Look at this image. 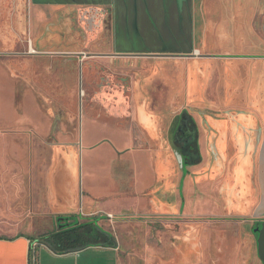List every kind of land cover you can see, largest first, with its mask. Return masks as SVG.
Wrapping results in <instances>:
<instances>
[{"label":"crops","instance_id":"crops-1","mask_svg":"<svg viewBox=\"0 0 264 264\" xmlns=\"http://www.w3.org/2000/svg\"><path fill=\"white\" fill-rule=\"evenodd\" d=\"M88 10L105 14L98 16L99 33L83 40L76 12ZM22 41L34 56L62 59L81 49L88 74L93 63L136 71L124 95L112 91L102 110L82 116L83 130L90 128L87 149L94 143L111 149L103 171L85 172L82 159L85 213L128 221L122 241L65 255L42 244L37 264H162L146 259L161 252L162 225H168L164 264H262L254 229L264 221V0H0V83L2 59L15 57ZM50 41L65 46H46ZM85 48L95 58L86 67ZM184 55L191 57H167ZM248 71L258 82L256 101L247 99ZM166 72L180 82L182 110L223 114L198 117L201 161L184 169L164 147L163 112L148 92ZM195 97L205 101L194 103ZM100 120L110 134L95 141L91 129L102 128ZM95 174L110 182L111 193L87 184ZM31 243L24 234H0V264H30Z\"/></svg>","mask_w":264,"mask_h":264},{"label":"rangeland","instance_id":"rangeland-1","mask_svg":"<svg viewBox=\"0 0 264 264\" xmlns=\"http://www.w3.org/2000/svg\"><path fill=\"white\" fill-rule=\"evenodd\" d=\"M60 42H46V46L64 47L65 44ZM27 47L28 42L22 41L16 51L17 55L9 60L2 59L1 64L0 234L27 235L39 247L43 238L56 230V217L72 213L79 218L80 224L99 218L98 226L112 235L115 243L118 240L121 242V232L127 228L125 226L128 221L116 218L114 223H110V219L103 214L86 216L87 210L82 200L85 194L81 187L83 157L85 172H100L103 171L105 159L111 150L106 143H94L93 150L87 149L89 139L86 142L85 137L90 128L86 126L83 130L82 116L88 110L97 109V106L102 110L112 91H119L124 95L119 84L121 82L114 78L112 82L117 84H112L111 90L101 91L95 86V91L83 96L87 87L84 76V92L79 103V94L76 92L79 78L77 64L70 62L71 65L75 64L74 75L77 78L69 84L67 78L71 68L67 60L28 55ZM122 66L114 69L125 68ZM98 67L99 65L94 64L93 71ZM168 70L167 67L166 71ZM165 74L161 81L157 79L150 82L148 92L152 100L156 101V106H160V111L163 112L161 116L168 117L172 110L184 106L185 102L180 96V82L169 72ZM3 75L8 78L6 82ZM129 75L135 76V73L123 75L127 83ZM199 102L197 100L194 103ZM100 110L98 113L103 115ZM101 121L103 120L98 123L102 128L91 129L95 141L105 140L110 134ZM95 175L93 182L90 180L89 183L87 180V184L94 189L104 190L106 194L111 193L108 191L112 190L110 182L104 175ZM151 218L152 216L150 221ZM129 226L131 228L135 225L129 222ZM153 226H147L148 230L151 231ZM159 231L162 232V239L157 240V243L161 245V252L156 257L149 253L146 258L149 263H153V260L162 264L168 262V225H162V230ZM141 235L138 240L140 248L144 245ZM151 235L148 237V244L153 245L156 236Z\"/></svg>","mask_w":264,"mask_h":264},{"label":"flooded vegetation","instance_id":"flooded-vegetation-1","mask_svg":"<svg viewBox=\"0 0 264 264\" xmlns=\"http://www.w3.org/2000/svg\"><path fill=\"white\" fill-rule=\"evenodd\" d=\"M98 16L94 17L93 13H90L85 17L86 23H84V25H85L84 29L86 31V39H88L89 36L96 35L97 33H99L98 32L99 26L97 24V22L99 21ZM92 20H94V21H92ZM92 22H94V24ZM84 50L86 51V54L88 56L86 59L87 63L85 65V66H87V65H89V63L94 61L95 58L93 57V54L92 55L90 54V51H91L90 48H85ZM68 62H69V66L71 69H70V75L67 79H68V82H70L69 84H71V82L77 77L74 75L75 64L71 65L70 60ZM93 64H97V63H93ZM97 65H99V64H97ZM129 72L135 73L136 71L129 70L127 68H120L118 70H115L112 67H105L103 65H99V67L95 68V70L92 71L91 74H88L87 72L83 73V69H80V72L78 71V73H77L79 78H77L78 79V83H77L78 88L76 91L79 94V103H80L81 93L84 92L83 91L84 76H85V85L87 87L85 90L86 93H83V96L87 95V93H92L93 91H95V88H94L95 86H96L97 90H101V91L111 90L113 88L112 84L116 83V82H114V83L112 82L114 80V78L117 81L121 82L119 84L122 88V91L125 92L127 90V82L125 80V77H123V75L125 76ZM254 73L255 72L253 71V73L251 75V73L248 71V76L247 75L243 76L244 83L251 85V87L249 89V95L250 96H249V98H247L248 102L250 100H253V101L258 100V98L256 99V97L254 96L256 93L255 87L258 84V82L256 81V78L254 76ZM95 79L97 81H95ZM56 81H57V83L59 82V80H56ZM98 81L100 82L99 84L97 83ZM115 86L117 87V85H115ZM99 88H101V89H99ZM195 98L197 99L199 97H195ZM196 99L193 98L192 102H197V100L199 102L201 100L200 98H199L200 100L199 99L196 100ZM204 101H200V102L202 103ZM185 111H186V115H184L183 117L181 115H179V117L173 121L171 131L169 134V146H170L171 152H173L174 154L176 153V154L182 156L181 161H182L183 165H180L177 158L175 157V161L177 162V166L181 169H184L185 167H187V164L192 162V161H193L194 165L199 164L201 161V155H200V150H199V146H198V131H197L198 117L203 122L206 121L207 117H211L213 119L223 118L222 116H219V115H223V114H211L210 111H207V110L202 111V110H200V108H197L195 106L194 107L189 106L188 108L185 109ZM233 121L234 122L237 121L236 116L233 117ZM178 129H179V132H177ZM262 223H264L263 220L262 221L260 220V222H257L254 231L256 229H260ZM255 234L258 237V234L257 233H255Z\"/></svg>","mask_w":264,"mask_h":264},{"label":"trees","instance_id":"trees-1","mask_svg":"<svg viewBox=\"0 0 264 264\" xmlns=\"http://www.w3.org/2000/svg\"><path fill=\"white\" fill-rule=\"evenodd\" d=\"M99 218L80 224L75 215L56 217V230L43 238L41 244L57 255L81 251L89 247H113L115 240L98 226Z\"/></svg>","mask_w":264,"mask_h":264},{"label":"water","instance_id":"water-1","mask_svg":"<svg viewBox=\"0 0 264 264\" xmlns=\"http://www.w3.org/2000/svg\"><path fill=\"white\" fill-rule=\"evenodd\" d=\"M91 12H92V10H88V11H85V12H76V19H75L76 22H75V24L79 27V30H80V32L82 34L83 40L86 39V31H85L84 27H81V26L83 25V22L86 21L85 17L88 14H90ZM94 13H95V16L96 15L100 16V15H104L105 14V13L101 14L100 12H96V11ZM92 21H94V20H92ZM98 26H99V24H98ZM80 51H81V49H77V50H74L73 52H70L69 54H62L63 57H65L63 59H65L67 61H69V60L70 61H74L77 64V71L79 70V72H80V69H81V62H79V60H81L83 57H85V55L83 53H81ZM154 57H159V56H154ZM161 57H165V56H161ZM167 57L186 58V57H191V56L190 55H184V56H167ZM179 115H181L182 117L184 115H186V111L182 110V106H179L178 109L172 110L168 117H163L162 116V123L163 124L160 127L161 137H162V141H163L164 147L167 148V149H170V146H169V134H170V131H171L172 123H173V121L175 119H177L179 117ZM54 131H55V127L53 128V132ZM177 132H179V129H178ZM172 154L174 156L176 153L174 154L172 152ZM175 157L177 158V160L180 163V165H183L182 161H181V157L182 156L176 154L174 156V158ZM188 164H193V161L188 163ZM72 171H74V169ZM70 215H72V213ZM254 232L258 234V237H257L258 258L260 259L262 264H264V223L261 224V228L260 229H256Z\"/></svg>","mask_w":264,"mask_h":264},{"label":"built area","instance_id":"built-area-1","mask_svg":"<svg viewBox=\"0 0 264 264\" xmlns=\"http://www.w3.org/2000/svg\"><path fill=\"white\" fill-rule=\"evenodd\" d=\"M108 219H112V216L108 215ZM37 244L34 242L31 243V254H30V264H37L36 263V255H35V250L37 249Z\"/></svg>","mask_w":264,"mask_h":264}]
</instances>
